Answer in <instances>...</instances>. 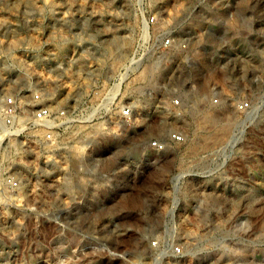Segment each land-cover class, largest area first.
<instances>
[{"label":"rangeland","instance_id":"1","mask_svg":"<svg viewBox=\"0 0 264 264\" xmlns=\"http://www.w3.org/2000/svg\"><path fill=\"white\" fill-rule=\"evenodd\" d=\"M38 48L87 50L88 75L133 102L134 127L104 138L86 185L52 182L80 164L10 149L32 126L3 100L24 98ZM0 141V264H147L170 229L198 264H264V0H0Z\"/></svg>","mask_w":264,"mask_h":264},{"label":"built area","instance_id":"2","mask_svg":"<svg viewBox=\"0 0 264 264\" xmlns=\"http://www.w3.org/2000/svg\"><path fill=\"white\" fill-rule=\"evenodd\" d=\"M163 44L168 49L176 46L170 38L164 40ZM180 48L186 50L187 45L180 44ZM87 54L83 48L68 53L56 48L36 49L31 57L32 85L24 91V98L19 99L18 95L10 94L3 100L11 117L18 113L22 120L27 118L28 125L32 126L31 136L27 131H18L10 148L21 152L24 163L42 166L56 164L65 171L69 164L81 165L78 176L73 177L67 171L53 179L55 183H87L84 177L92 175L96 164L102 163L101 154L106 150L104 138L116 136L121 131L128 132L135 124L133 102L127 98L124 104L120 103L117 85L88 75L89 68L83 64ZM79 58L82 59V65H77ZM74 70L81 72L78 79L68 75ZM73 86L80 87L78 106H75V100L71 98ZM213 104L219 105V98L215 97ZM173 105L182 106V100L174 99ZM251 108L249 101H241L237 105L240 112H248ZM24 115L26 118L23 119ZM169 140L180 144L185 139L182 133L173 132ZM166 145L155 143L161 150H165ZM6 151L9 148H3L0 141V164H4ZM45 152H50V155L44 157ZM93 153L98 155L94 156ZM12 183L14 186L19 185V182L13 180ZM80 199L84 201L87 197L81 194ZM84 207L81 205L82 210ZM171 230L165 237L150 240L147 264H198L194 253L181 240L176 239Z\"/></svg>","mask_w":264,"mask_h":264},{"label":"bare ground","instance_id":"3","mask_svg":"<svg viewBox=\"0 0 264 264\" xmlns=\"http://www.w3.org/2000/svg\"><path fill=\"white\" fill-rule=\"evenodd\" d=\"M121 42H122V40L120 39V38H115V39H110L109 40V43H108V46L107 47H111V48H116V47H120V45H121ZM110 48V49H111ZM109 50V49H108ZM113 52V51H112ZM119 59H120V57L119 58H117V60L119 61ZM115 62H116V59H115ZM112 65H113V63H112ZM115 65V64H114ZM146 73V72H145ZM142 77V76H141ZM212 116V115H211ZM215 119H213V117L212 118H207V119H204L203 121H202V123L204 124H206V121L207 122H210V121H212V123L214 124V126H215V123H217V119L214 121ZM163 120L161 119V122L159 123V126H160V128L163 126V124L162 123H164V122H162ZM211 123V124H212ZM208 124H210V123H208ZM207 125V124H206ZM213 126V127H214ZM208 127V126H207ZM212 127V126H211ZM217 127V126H216ZM225 128V127H224ZM79 130H80V128H79ZM220 130V129H219ZM208 139V138H207ZM115 154V153H114ZM110 158V157H109ZM113 158V157H112ZM114 159H116L117 160V158H114ZM107 160H109V159H107ZM110 161V160H109ZM113 162H115L114 160H112ZM112 162V163H113ZM111 164V163H110ZM6 198V197H5ZM1 200V199H0ZM96 214V213H95Z\"/></svg>","mask_w":264,"mask_h":264}]
</instances>
